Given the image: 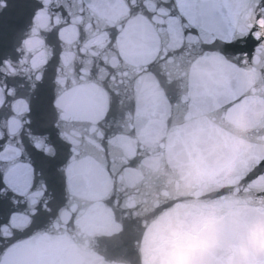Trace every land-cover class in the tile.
<instances>
[{
	"label": "water",
	"instance_id": "1",
	"mask_svg": "<svg viewBox=\"0 0 264 264\" xmlns=\"http://www.w3.org/2000/svg\"><path fill=\"white\" fill-rule=\"evenodd\" d=\"M264 0H0V264H264Z\"/></svg>",
	"mask_w": 264,
	"mask_h": 264
},
{
	"label": "snow or ice",
	"instance_id": "2",
	"mask_svg": "<svg viewBox=\"0 0 264 264\" xmlns=\"http://www.w3.org/2000/svg\"><path fill=\"white\" fill-rule=\"evenodd\" d=\"M262 9H264V4L260 5ZM256 19L260 22V27H264V15H257ZM248 36H251L255 41L256 45L253 46V49L251 52H241V53H235L234 55H237L238 58H241L244 60V63H249L254 55L257 53L258 47H261V41H264V35L258 34L256 30V26H253L252 31H250L246 36L234 38L232 40L226 41L225 43L228 45H232L235 43L240 42L241 40L246 41Z\"/></svg>",
	"mask_w": 264,
	"mask_h": 264
}]
</instances>
